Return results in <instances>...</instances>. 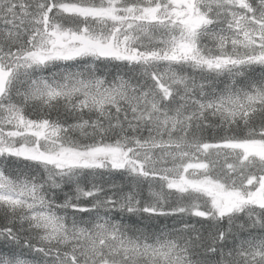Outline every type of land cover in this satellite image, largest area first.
Returning <instances> with one entry per match:
<instances>
[{"label":"snow or ice","instance_id":"1","mask_svg":"<svg viewBox=\"0 0 264 264\" xmlns=\"http://www.w3.org/2000/svg\"><path fill=\"white\" fill-rule=\"evenodd\" d=\"M0 264H264V0H0Z\"/></svg>","mask_w":264,"mask_h":264}]
</instances>
